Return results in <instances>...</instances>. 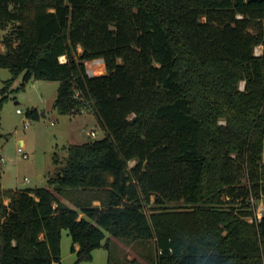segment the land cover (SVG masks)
Wrapping results in <instances>:
<instances>
[{"label":"trees","instance_id":"16d2710c","mask_svg":"<svg viewBox=\"0 0 264 264\" xmlns=\"http://www.w3.org/2000/svg\"><path fill=\"white\" fill-rule=\"evenodd\" d=\"M7 27L0 114L19 76L59 81L58 112L105 136L71 144L48 187L1 192L0 264H64L63 229L73 264L107 233L154 240L152 264H264V216L235 210L264 197V0H0Z\"/></svg>","mask_w":264,"mask_h":264},{"label":"rangeland","instance_id":"374dc122","mask_svg":"<svg viewBox=\"0 0 264 264\" xmlns=\"http://www.w3.org/2000/svg\"><path fill=\"white\" fill-rule=\"evenodd\" d=\"M11 31V27L0 28L1 43L5 35ZM1 47L4 50L3 43ZM255 53L264 54V45H258ZM95 60L98 59L86 62L88 71L94 76L105 74L104 61L96 63ZM10 78L12 72L8 68H0V88L4 87L6 80ZM21 83L22 75L9 85V98L0 114L3 134L0 137V157L4 158L3 162L0 161V203L1 192L4 190L48 187V179L65 166L68 147L71 144L90 142L105 136V131L90 110L73 114L58 112L55 101L59 81L30 80L24 89L17 90ZM32 108H37L42 114L39 120L27 117V111ZM17 109L23 112L18 113ZM90 130H94L96 136L90 135ZM20 139H25L24 153H27L28 158H23L18 152V148L23 146L20 145ZM59 198L65 204L75 206L74 202L65 196L59 195ZM94 205H100V201ZM250 205L243 206L240 201H236L235 210L254 211L252 216L244 215V219L251 223L254 222L255 216L264 213V197L259 199L252 197ZM77 208L81 213V209ZM106 243L108 248L101 247L93 252L92 264H152L157 253L154 240L129 241L107 233ZM71 247L72 238L69 231L63 229L61 259L64 264H73L77 259Z\"/></svg>","mask_w":264,"mask_h":264},{"label":"built area","instance_id":"2783aa9c","mask_svg":"<svg viewBox=\"0 0 264 264\" xmlns=\"http://www.w3.org/2000/svg\"><path fill=\"white\" fill-rule=\"evenodd\" d=\"M96 63H101L102 60L98 59V60H95ZM89 74H91V71L89 72ZM241 88L243 89L244 88V84L241 86ZM17 112L18 113H22L23 111L21 109H17ZM90 135L92 136H96V132L94 130H90L89 131ZM18 152L23 156V158H28V155L27 153H24V146H20L18 148ZM0 161L3 162L4 161V158L3 157H0ZM264 216V213H260L258 216H257V219H261L262 217Z\"/></svg>","mask_w":264,"mask_h":264},{"label":"crops","instance_id":"0c3cea01","mask_svg":"<svg viewBox=\"0 0 264 264\" xmlns=\"http://www.w3.org/2000/svg\"><path fill=\"white\" fill-rule=\"evenodd\" d=\"M19 142H20V145L23 144V146H25V144H26V143H25V139H20ZM7 200H8V201H7ZM4 202L7 204V203L9 202V199H8V198H5V199H4ZM94 203L97 204V203H99V201H94ZM66 204H67L69 207L78 210V208H77L76 206H73V205L68 204V203H66ZM81 213H82V212H81ZM81 213H80V216H83V215H81ZM75 247H76V249H79V245H78V244H76ZM94 251H95V250H94Z\"/></svg>","mask_w":264,"mask_h":264},{"label":"water","instance_id":"95a60500","mask_svg":"<svg viewBox=\"0 0 264 264\" xmlns=\"http://www.w3.org/2000/svg\"><path fill=\"white\" fill-rule=\"evenodd\" d=\"M256 1H263V0H246V2L250 3V2H256ZM103 61V59H100Z\"/></svg>","mask_w":264,"mask_h":264},{"label":"bare ground","instance_id":"6f19581e","mask_svg":"<svg viewBox=\"0 0 264 264\" xmlns=\"http://www.w3.org/2000/svg\"><path fill=\"white\" fill-rule=\"evenodd\" d=\"M63 58H64V57H63ZM63 58H62V59H63Z\"/></svg>","mask_w":264,"mask_h":264}]
</instances>
